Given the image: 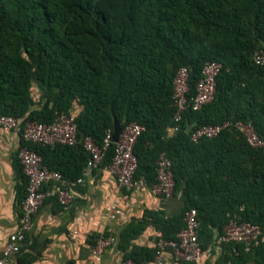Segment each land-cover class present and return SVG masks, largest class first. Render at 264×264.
I'll return each instance as SVG.
<instances>
[{"label": "trees", "instance_id": "16d2710c", "mask_svg": "<svg viewBox=\"0 0 264 264\" xmlns=\"http://www.w3.org/2000/svg\"><path fill=\"white\" fill-rule=\"evenodd\" d=\"M257 50L264 53V0H0V115L22 127L74 114L76 145L20 143L68 180L79 178L88 160L85 137L101 145L114 121L121 129L142 125L133 179L153 186L156 159L165 153L172 197L182 203L173 216L144 208L115 234L123 260L150 264L157 248L134 241L147 229L159 233L155 242L175 240L191 209L202 248L234 216L264 230V148H252L232 126L250 125L264 138V68L252 59ZM207 62L222 66L212 101L196 111L187 108L178 130L168 134L176 72L187 68L190 97ZM224 122L230 125L216 137L190 140L194 129ZM114 147L108 145L98 169L111 164ZM13 168L20 212L27 179L17 154ZM96 237L88 242L94 245ZM27 241L26 232L16 264L33 263L45 249ZM228 263L264 264V241L247 251L236 246L235 253L224 246L214 264Z\"/></svg>", "mask_w": 264, "mask_h": 264}, {"label": "built area", "instance_id": "2783aa9c", "mask_svg": "<svg viewBox=\"0 0 264 264\" xmlns=\"http://www.w3.org/2000/svg\"><path fill=\"white\" fill-rule=\"evenodd\" d=\"M252 59L256 65L264 68V53L261 50L255 51ZM221 68L218 62H207L202 69L201 78L195 85V93L190 97H188L187 68L182 67L176 72L172 94V106L175 109L174 125L167 129L168 134L178 130L181 116L187 108L196 111L212 101L215 94V80ZM229 125V122H224L215 126L196 128L190 132V140L197 142L201 138L216 137ZM232 126L252 148H264V138L260 139L250 125L236 122ZM0 129L5 132H18L20 140L24 143L50 147L77 144V126L74 114L71 113H59L51 123L26 122L22 127L17 119L0 115ZM143 131L142 125L129 123L120 130L117 141L114 143L112 161L106 168L119 188H148L142 179L137 181L133 179L137 168V158L133 154V147ZM111 136L112 132L107 130L101 145H97L90 137L84 138L83 148L89 157L81 176L75 180L65 179L59 172L46 168L40 155L35 151L27 147L18 148L17 158L27 179V187L20 205L21 215L18 229L7 237L0 254V264H16L11 263V257L19 252L25 233L31 229L33 217L43 206L45 200L54 198L64 208L73 204L77 198L76 188L83 186L91 173L102 163L108 145L113 143ZM155 164L156 183L150 188L160 201L171 198L174 190L171 162L165 153H161ZM184 222L185 227L176 235L175 240L167 241L159 238L154 243L153 246L157 248V253L150 264H166L168 259L171 264H203L215 253L222 252L224 246H232L235 253L236 246H242L247 251L264 241V230L261 226L239 221L234 216L224 226L221 234L215 237L206 248H202L198 239L199 223L195 210L191 209L185 213ZM116 244L117 239L113 233L107 236L101 235L95 240L91 255L98 258ZM119 264L138 263L122 259Z\"/></svg>", "mask_w": 264, "mask_h": 264}, {"label": "crops", "instance_id": "0c3cea01", "mask_svg": "<svg viewBox=\"0 0 264 264\" xmlns=\"http://www.w3.org/2000/svg\"><path fill=\"white\" fill-rule=\"evenodd\" d=\"M20 143L18 132L0 129V254L7 237L19 226L13 158ZM76 193L77 198L70 206L60 208L48 200L33 217L26 245H33L35 249L44 245L45 249L31 264H119L122 255L116 245L98 258L91 255L94 245L88 239L92 234H98L91 239L95 243L105 232L118 233L131 217L139 218L144 208H162L167 216H173L180 213L182 206L178 197L161 203L150 187L119 188L107 168L94 170L84 185L76 188ZM158 235L153 229H147L134 243L152 247ZM221 253H215L203 264H214ZM10 261L15 262V257ZM166 264L171 261L168 259Z\"/></svg>", "mask_w": 264, "mask_h": 264}, {"label": "water", "instance_id": "95a60500", "mask_svg": "<svg viewBox=\"0 0 264 264\" xmlns=\"http://www.w3.org/2000/svg\"><path fill=\"white\" fill-rule=\"evenodd\" d=\"M121 130V126L120 123L117 121H114L113 123V131H112V136H111V140L113 143H115L117 141L118 135L120 133ZM190 132V128L187 129V133Z\"/></svg>", "mask_w": 264, "mask_h": 264}]
</instances>
